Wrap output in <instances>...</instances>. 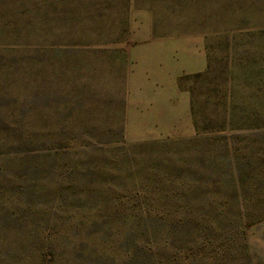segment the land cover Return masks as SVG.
<instances>
[{"label": "rangeland", "instance_id": "1", "mask_svg": "<svg viewBox=\"0 0 264 264\" xmlns=\"http://www.w3.org/2000/svg\"><path fill=\"white\" fill-rule=\"evenodd\" d=\"M0 264H264V0H0Z\"/></svg>", "mask_w": 264, "mask_h": 264}]
</instances>
